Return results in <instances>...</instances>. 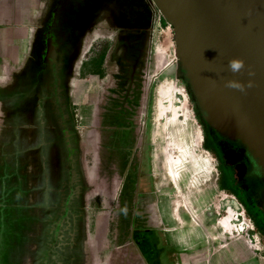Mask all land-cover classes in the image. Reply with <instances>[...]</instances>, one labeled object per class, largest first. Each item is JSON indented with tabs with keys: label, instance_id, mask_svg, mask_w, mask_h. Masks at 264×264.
Returning a JSON list of instances; mask_svg holds the SVG:
<instances>
[{
	"label": "flooded vegetation",
	"instance_id": "obj_1",
	"mask_svg": "<svg viewBox=\"0 0 264 264\" xmlns=\"http://www.w3.org/2000/svg\"><path fill=\"white\" fill-rule=\"evenodd\" d=\"M148 3L47 0L43 7L27 58L0 101V228L8 231L0 264H89L93 257L100 264H175L171 254L180 250L153 201L163 182L155 185L152 84L144 85L142 72L149 37L165 19ZM82 49L88 56L78 76L85 79L73 93L69 81ZM29 128L33 149L24 138ZM205 131L223 182L264 237L259 158L240 138L207 122ZM103 171L115 178L110 189L101 186ZM99 197L109 220L93 231L86 208L93 215Z\"/></svg>",
	"mask_w": 264,
	"mask_h": 264
},
{
	"label": "rangeland",
	"instance_id": "obj_2",
	"mask_svg": "<svg viewBox=\"0 0 264 264\" xmlns=\"http://www.w3.org/2000/svg\"><path fill=\"white\" fill-rule=\"evenodd\" d=\"M145 2L151 3L152 12L159 20L162 14L153 1ZM165 31H169L170 40H164ZM174 35L173 26L167 21L154 29L142 72L144 85L152 84L149 128L154 149V177L161 176L160 186L163 182V188L156 192L158 198L153 201H158L163 228L168 240L180 251H190L192 245H198V253L214 254L220 245L236 242L244 254L264 264L263 235L235 194L221 186L220 160L208 144L206 121L180 68ZM137 120L140 121L139 116ZM166 165L175 173L173 176L164 168ZM91 183L94 199L98 190L96 182ZM96 200L98 209H94L93 215L89 204L86 208L87 222H92L93 231L102 224L106 228L109 220L102 198ZM111 221L114 227L115 219ZM204 244L209 247L208 252H204ZM7 245L3 255L7 253Z\"/></svg>",
	"mask_w": 264,
	"mask_h": 264
},
{
	"label": "water",
	"instance_id": "obj_3",
	"mask_svg": "<svg viewBox=\"0 0 264 264\" xmlns=\"http://www.w3.org/2000/svg\"><path fill=\"white\" fill-rule=\"evenodd\" d=\"M152 1L173 26L203 119L247 143L264 169V0Z\"/></svg>",
	"mask_w": 264,
	"mask_h": 264
},
{
	"label": "crops",
	"instance_id": "obj_4",
	"mask_svg": "<svg viewBox=\"0 0 264 264\" xmlns=\"http://www.w3.org/2000/svg\"><path fill=\"white\" fill-rule=\"evenodd\" d=\"M46 2L47 0H0V101L2 96H4V99L8 94L6 86L11 79L13 72L22 67L27 58L32 46L33 38L38 29V20L41 11ZM165 32L167 33L164 38L166 41V39H168L169 31ZM87 42H89L88 39L85 42V47L87 46L86 44H88ZM85 51L86 49H82L78 61L75 64L72 78H70L69 81L71 88L70 91L73 93H75L76 90L78 91L81 87V80L79 79H82L83 77H79L78 73L80 67L83 66V62L87 61L88 55ZM104 64L112 65L113 63H111L109 57H107L104 60ZM86 108V104L81 106L80 111L82 114L86 112ZM24 138L28 142L27 147L29 149L36 147L34 130L29 128L25 133ZM81 146L83 147L82 142ZM154 158L157 163L158 160L156 159V155ZM164 168L168 172L170 170L172 176L175 174L167 165L164 166ZM112 171L115 170L112 169L111 172ZM102 174L103 176L100 178L102 188H105V185L109 186L107 189L112 188V186H114L115 178H111V175H108L107 171H103ZM160 177V175H157V179L154 177L155 185L157 187H160L162 181ZM203 247V249L206 250L204 252L209 251L207 245L204 244ZM198 249V245H192L190 251L173 253L171 254V258L175 264H258V261L254 259L253 256L244 254L236 242L220 245L217 249L218 253L214 254H200L198 253ZM5 256H7V254L0 255V260L2 262H4L3 259L5 260V258H7ZM89 264H100V262L93 257Z\"/></svg>",
	"mask_w": 264,
	"mask_h": 264
},
{
	"label": "trees",
	"instance_id": "obj_5",
	"mask_svg": "<svg viewBox=\"0 0 264 264\" xmlns=\"http://www.w3.org/2000/svg\"><path fill=\"white\" fill-rule=\"evenodd\" d=\"M221 186L227 188L226 184L223 182V180L221 181ZM4 197V195L2 196V198ZM8 233L6 227L3 225L1 228H0V246H1V249H0V255H2V252L4 251V246L5 244H8V235L6 234ZM6 249H7V253H8V245L6 246ZM6 253V254H7Z\"/></svg>",
	"mask_w": 264,
	"mask_h": 264
},
{
	"label": "clouds",
	"instance_id": "obj_6",
	"mask_svg": "<svg viewBox=\"0 0 264 264\" xmlns=\"http://www.w3.org/2000/svg\"><path fill=\"white\" fill-rule=\"evenodd\" d=\"M232 67H233L234 70L238 69L240 67V64L238 62H233L232 63Z\"/></svg>",
	"mask_w": 264,
	"mask_h": 264
},
{
	"label": "bare ground",
	"instance_id": "obj_7",
	"mask_svg": "<svg viewBox=\"0 0 264 264\" xmlns=\"http://www.w3.org/2000/svg\"><path fill=\"white\" fill-rule=\"evenodd\" d=\"M166 33V32H165ZM167 34V33H166ZM166 34H164V37H166ZM169 39V38H168ZM168 39H166V40H168ZM170 40V39H169ZM167 47V46H166ZM166 52L168 51V49H164ZM164 51V52H165ZM160 92V91H159ZM171 161V160H170ZM168 165H169V163H168Z\"/></svg>",
	"mask_w": 264,
	"mask_h": 264
}]
</instances>
